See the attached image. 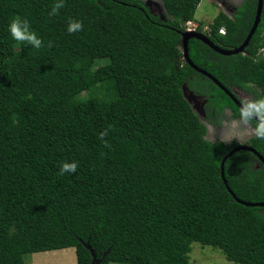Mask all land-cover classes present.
<instances>
[{"label":"trees","instance_id":"trees-1","mask_svg":"<svg viewBox=\"0 0 264 264\" xmlns=\"http://www.w3.org/2000/svg\"><path fill=\"white\" fill-rule=\"evenodd\" d=\"M160 1L164 18L142 0H0V264L70 248L92 264L87 243L101 264H191L195 243L264 264V207L241 203L264 202V164L249 151L226 161L233 197L221 163L240 143L209 141L183 86L206 97L212 125L226 108L262 124L184 60L182 34L202 0ZM257 6L219 13L207 36L240 47ZM16 18L40 48L11 37ZM73 22L82 30L70 33ZM189 54L228 90L253 93L246 107L264 120V8L244 53L191 39ZM248 145L264 157V137ZM66 162L76 172L61 174Z\"/></svg>","mask_w":264,"mask_h":264},{"label":"rangeland","instance_id":"rangeland-1","mask_svg":"<svg viewBox=\"0 0 264 264\" xmlns=\"http://www.w3.org/2000/svg\"><path fill=\"white\" fill-rule=\"evenodd\" d=\"M148 4L151 12L154 15L164 18V6L160 0H142ZM244 0H202L196 14L195 20H193V28H197L202 31H211L210 25L219 13L223 12L229 17L236 12L235 9L241 6ZM222 30V29H221ZM220 30V33H221ZM222 34V33H221ZM104 85V86H103ZM102 86L106 90L108 84ZM99 86V85H98ZM101 86V84H100ZM237 95L246 103L252 104L255 100V95L249 91L242 89H236ZM106 91L102 93L97 91L96 96L101 97L105 95ZM88 94L84 93L82 97H87ZM189 105L193 111L199 116L203 124L208 128L207 139L211 142L222 141L226 144H230L233 141H237L240 145H248V142L253 138L257 131L249 123L234 118L225 119L226 122H222L220 125H212L206 116L201 113V104L196 107L195 104L189 100ZM26 264H78L75 248L43 252L37 254H31L25 257ZM191 264H234L229 262L223 253L211 246H202L199 243L193 244L192 252L190 253Z\"/></svg>","mask_w":264,"mask_h":264},{"label":"water","instance_id":"water-1","mask_svg":"<svg viewBox=\"0 0 264 264\" xmlns=\"http://www.w3.org/2000/svg\"><path fill=\"white\" fill-rule=\"evenodd\" d=\"M148 5V4H147ZM263 8H264V0H258V6H257V11H256V17L253 23V26L250 30L249 35L247 36L246 40L244 41V43L236 48V49H222L219 46L215 45L209 37H207L205 34L202 33H198V32H184L182 34V48H183V54H184V60L193 68L195 69L197 72L203 74L204 76L210 78L218 87H220L235 103L236 105H238L244 112H246L249 116H251L253 119H255L257 122H259L260 124H264V120H262L261 118L257 117L256 115L252 114V112L250 110H248L241 102L240 100H238L236 98V96L234 95L233 92L229 91L225 86H223V84L218 81L214 76H212L210 73H208L205 70L200 69L199 67H197L192 60L190 59V54H189V42L191 39H197L201 42H203L204 44L208 45L211 49H213L216 53L224 55V56H232V55H238V54H242L244 53L245 49L249 46L251 39L253 38V36L255 35L261 20H262V14H263ZM183 94L185 99L187 100V102L189 103V100H191L192 102L194 100L199 99V96L195 95V93L190 90L188 88L187 85L183 86ZM194 103V102H193ZM201 113L202 115L205 116V111H204V104L202 106L201 103ZM240 151H249L254 153L259 160L261 161V163L264 164V157L258 152L256 151V149H254L253 147L249 146V145H239L237 147H235L228 155H226L224 157V159L222 160L221 163V172H222V178L224 179L225 185L227 186L228 191L233 195V197L236 198L235 194L232 192L231 188L228 186V182L226 180L225 177V164L226 161L235 153L240 152ZM241 202V201H240ZM242 204L246 205V206H250V207H264V202L261 203H245V202H241ZM86 248L88 250L91 251L92 256H93V261L92 264H101L102 260H99L96 256V253L92 250V248L90 247V245L87 243Z\"/></svg>","mask_w":264,"mask_h":264},{"label":"clouds","instance_id":"clouds-1","mask_svg":"<svg viewBox=\"0 0 264 264\" xmlns=\"http://www.w3.org/2000/svg\"><path fill=\"white\" fill-rule=\"evenodd\" d=\"M61 6H62V4L58 3L56 5V8L53 9V11L55 12L56 9H58ZM79 30H82V24L79 22H73L68 27V31L70 33L75 32V31H79ZM8 31L10 32L11 37L17 42L26 43V44L34 46L35 48L41 47V43H42L41 40L38 38L36 33L30 29V25H29L27 20H22L20 18H16V19L11 20L9 25H8ZM185 32H189L187 30V24L185 26ZM225 33H226V31H225ZM257 134L259 136L264 137V124L260 125V127L257 130ZM76 169H77L76 163H67L66 162L63 164V166L61 168V174L65 173V172L73 173V172H76Z\"/></svg>","mask_w":264,"mask_h":264},{"label":"flooded vegetation","instance_id":"flooded-vegetation-1","mask_svg":"<svg viewBox=\"0 0 264 264\" xmlns=\"http://www.w3.org/2000/svg\"><path fill=\"white\" fill-rule=\"evenodd\" d=\"M235 10H237V9H235ZM236 13V12H235ZM234 13V14H235ZM233 14V15H234ZM232 15V16H233ZM194 32H198V33H202V34H205L206 36H207V34H209L210 35V32L211 31H205V32H199L198 31V29L196 30V31H194ZM223 34V33H222ZM208 37V36H207ZM221 48V47H220ZM236 89H238V88H234L233 90H231V92H233L234 93V95L236 96V98L238 99V100H240V102L246 107V104H249V103H246V102H244L238 95H237V93H236ZM230 91V90H229ZM197 96H199V99H197V100H194L193 102H194V104H195V106L196 107H199V105L202 103V106H203V104H204V111H205V107H206V105H207V99H206V97L205 96H203V95H197ZM253 104V103H252ZM252 104H250V105H252ZM247 108V107H246ZM248 109V108H247ZM249 110V109H248ZM252 112V111H251ZM246 113V112H245ZM216 113H215V111H214V115H215ZM247 114V113H246ZM252 114H253V112H252ZM232 115H233V111L230 109V108H226V109H224V112L222 113V116L221 117H224V122H226V120L225 119H227V118H232ZM248 115V114H247ZM255 115V114H254ZM205 116H206V118H207V113H206V111H205ZM208 119V118H207ZM235 119V118H234ZM236 120H241V119H239V118H236ZM242 121V120H241ZM248 123V122H247ZM219 125V124H218Z\"/></svg>","mask_w":264,"mask_h":264},{"label":"built area","instance_id":"built-area-1","mask_svg":"<svg viewBox=\"0 0 264 264\" xmlns=\"http://www.w3.org/2000/svg\"><path fill=\"white\" fill-rule=\"evenodd\" d=\"M192 26H193L192 21H190V22L187 23V30H188L189 32H194V31L197 30V28H193ZM221 33L225 34V30H224V29L221 30Z\"/></svg>","mask_w":264,"mask_h":264}]
</instances>
